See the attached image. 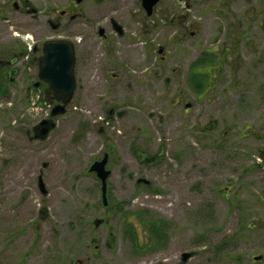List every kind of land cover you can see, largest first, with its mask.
Listing matches in <instances>:
<instances>
[{
  "label": "rangeland",
  "instance_id": "1",
  "mask_svg": "<svg viewBox=\"0 0 264 264\" xmlns=\"http://www.w3.org/2000/svg\"><path fill=\"white\" fill-rule=\"evenodd\" d=\"M9 1L0 0L1 62L36 30ZM29 1L42 21L69 3ZM188 1L189 12L162 0L142 24L130 19L142 14L140 0H85L78 26L91 57L76 72L79 102L45 140L32 139L52 109L43 94L2 74L0 264H264L254 262L264 257V0ZM109 17L124 21L126 39L143 37L135 52L120 38L102 50L93 25ZM225 47L235 51L223 63ZM108 143L104 207L88 169ZM136 150L161 155L144 164ZM161 222L164 244L150 237Z\"/></svg>",
  "mask_w": 264,
  "mask_h": 264
},
{
  "label": "flooded vegetation",
  "instance_id": "2",
  "mask_svg": "<svg viewBox=\"0 0 264 264\" xmlns=\"http://www.w3.org/2000/svg\"><path fill=\"white\" fill-rule=\"evenodd\" d=\"M85 1V0H84ZM77 3L76 0H69L66 5L62 7H58L56 9H50L49 8L45 12V19L42 21L39 16V11L36 8H32L30 5L29 0H22V1H16L12 0L8 2V7H10L16 14L23 15V16H30L34 22V26L36 27L35 32L33 33L32 37L27 38L25 40V45L28 47H18L16 55H13L10 57L9 61L1 62L0 61V73L1 75L4 73L6 74V78L12 77L16 73V78H21L20 83H22V88L25 89V92L31 93L33 90L39 91L40 93L43 94V99L44 101L48 102L51 112L56 106H61L64 105L65 102L67 104L65 105V108L68 110V107H75L78 102H79V86H78V81H77V71L79 68H83V59H87V57H91L90 53H86L87 45L88 43V37L86 36L85 33H83L82 29L78 26L80 23L79 21L83 19L84 16V10L82 9V5L84 3ZM141 2V12L142 14L140 16H134L130 15V19L135 21H141L142 24L146 23L147 19L153 18L156 13L158 6L161 4L162 0L159 1V3L154 7L152 10V14L148 15L147 10L143 6V0H140ZM176 3L181 5V8L185 9V11L189 12L194 8V5L190 3L188 0H175ZM179 8V9H181ZM144 16L147 17L145 22L143 21ZM39 19V20H38ZM107 24H97L93 25V31L92 33L95 35L96 40L100 42L101 48L103 51L107 52H112L114 48V40L116 38L124 39L128 43L129 47H131L130 52H135L136 48L135 45L138 43L143 42V37L137 36L135 33V36L138 37L137 40H131L130 38L126 39V34H127V25L122 21L120 18L116 17H109L106 19ZM38 21V22H36ZM175 20H172V23H174ZM19 24L16 23V26ZM232 29V28H230ZM229 30V28L227 29ZM195 32L191 33V36H194ZM242 38V37H241ZM239 40H242L239 38ZM238 40V41H239ZM237 41V42H238ZM236 42V44H237ZM63 43L69 44L71 47V50L74 55L75 63H74V75L75 80H76V88L74 91V94L71 97H67L64 95H57L54 93V91L51 89L49 83L46 81L40 79L39 77L40 71H41V66L44 65V56L45 52L47 49V46L49 45H54L55 48L53 47V50H59L60 48L58 45H61ZM133 49V50H132ZM227 49V52L230 53H225L224 50ZM157 51V55L160 57L161 61L164 62L166 60L165 54V49L163 46H159ZM235 50L231 47H225L222 50V54L220 59L223 58V63L226 62L229 59V55L232 54ZM86 53V54H85ZM212 55V54H211ZM225 56V57H224ZM82 61V63H81ZM16 62V68L15 66ZM212 60H210V63ZM222 63V65H223ZM222 68V67H221ZM16 69V70H15ZM221 70V69H219ZM210 71H212V66L210 68ZM29 75L27 78L26 76ZM32 77V78H31ZM34 77V78H33ZM114 78H117V75H115ZM12 80V79H11ZM18 80V79H17ZM16 80V81H17ZM34 80V81H32ZM13 81V80H12ZM194 89V86L192 87ZM195 90V89H194ZM193 107L192 103H186L185 108L186 109H191ZM113 111H110V114ZM51 117V113L49 118ZM48 118V119H49ZM56 118V117H55ZM53 120H55L53 118ZM36 127L34 128V137L32 139H35V134H36ZM38 140V139H35ZM113 149L114 146L110 143H108L107 149H105L102 153V156L98 158L95 161H101L102 159L105 158L106 155H108V164L106 169L110 172L109 178H108V193H109V180L112 175V155H113ZM136 155L139 157L140 162L142 163H148L151 162L153 159L158 158L161 153L158 152L156 155L153 157H149V154L146 152H143V155L140 154L138 150H136ZM141 155V157H140ZM152 158V159H150ZM94 161V162H95ZM93 162V163H94ZM97 180L100 182L101 181L98 179L97 175L95 174ZM42 178V176H40ZM40 177L38 178V182H40ZM43 180V178H42ZM139 180H146L145 178H140L138 179V183L140 182ZM146 182H141L142 184H145L147 186H151V181L146 180ZM37 182V183H38ZM45 184V183H44ZM40 185V184H39ZM40 187V186H39ZM46 188V186H45ZM41 189V188H40ZM47 190V189H46ZM42 191V190H41ZM47 194V193H46ZM109 195V194H108ZM101 198H102V192H101ZM109 205V197H108V203L106 206ZM100 222L102 220H97L96 222ZM95 222V223H96ZM101 225V222L98 226ZM165 225V224H163ZM163 242V244L167 241L166 238H162L160 240ZM99 246H96L98 248ZM185 254V253H184ZM183 254V255H184ZM183 255H182V261L187 262L183 260ZM260 257L256 256L254 257V262H263L264 257L260 260H255V258ZM191 258V257H190ZM189 258V259H190ZM187 259V260H189ZM70 264H82L81 261L78 262H72Z\"/></svg>",
  "mask_w": 264,
  "mask_h": 264
},
{
  "label": "water",
  "instance_id": "3",
  "mask_svg": "<svg viewBox=\"0 0 264 264\" xmlns=\"http://www.w3.org/2000/svg\"><path fill=\"white\" fill-rule=\"evenodd\" d=\"M84 0H76L77 3H82ZM160 0H143V6L147 10L148 15L152 14V10L159 3ZM54 45L47 46L45 56H44V65L41 66V71L39 74L40 79L49 83L51 89L57 95H64L71 97L74 94L76 88V80L74 75V55L69 44L63 43L58 45L59 50H53ZM56 106L52 112L49 119L42 120L36 126L35 139L45 140L50 132L55 129L56 123L53 118L64 115L67 112L65 105ZM108 155L105 156L101 161H95L91 167L88 169L90 173H95L98 179L101 181V192H102V201L104 206L107 205V193H108V178L110 172L106 169L108 164ZM141 182H146V180H139ZM43 194L47 193L45 188V182H43L40 177V182H38ZM100 222H96L98 226ZM192 256L191 253H185L183 255V260L187 261ZM260 260L261 257L255 258Z\"/></svg>",
  "mask_w": 264,
  "mask_h": 264
},
{
  "label": "trees",
  "instance_id": "4",
  "mask_svg": "<svg viewBox=\"0 0 264 264\" xmlns=\"http://www.w3.org/2000/svg\"><path fill=\"white\" fill-rule=\"evenodd\" d=\"M192 81H193V86H194L195 91L198 93H203L204 88H205V85L203 84V82H200V80H196L195 77L192 78ZM5 91H6V88H5V85L3 83V77L0 74V98L5 95ZM162 226H165V225H163L162 222L159 224H157V223L152 224L151 233H150V237L152 240L158 241V240H161L162 238H164V239L166 238V236L163 235V227ZM157 227H158V229H157Z\"/></svg>",
  "mask_w": 264,
  "mask_h": 264
}]
</instances>
